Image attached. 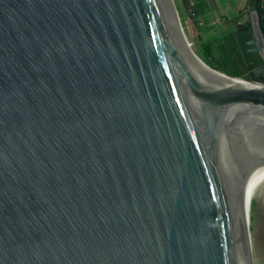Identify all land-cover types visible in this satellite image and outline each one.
I'll return each instance as SVG.
<instances>
[{
	"label": "water",
	"instance_id": "obj_1",
	"mask_svg": "<svg viewBox=\"0 0 264 264\" xmlns=\"http://www.w3.org/2000/svg\"><path fill=\"white\" fill-rule=\"evenodd\" d=\"M259 37L236 35L253 84ZM241 80L173 0H0V264H264V88Z\"/></svg>",
	"mask_w": 264,
	"mask_h": 264
},
{
	"label": "trees",
	"instance_id": "obj_2",
	"mask_svg": "<svg viewBox=\"0 0 264 264\" xmlns=\"http://www.w3.org/2000/svg\"><path fill=\"white\" fill-rule=\"evenodd\" d=\"M248 2L250 5L253 4L254 9L257 11L260 29L264 35V8L260 6V0H248ZM175 6L178 15L179 8H181L193 19V22L198 27L203 26V23H200V19L206 14L208 7L207 0H181V4H175ZM205 23L207 28V30H204L205 34H199V38L201 40L205 38V40H202L200 47H196L193 51L204 63L227 76L249 79L248 75L247 77L244 76L245 68L236 42V34L238 31L243 32V30L248 29L250 26L249 21L240 30L236 29V26L233 25L224 33L214 32V29L210 33L208 21H205Z\"/></svg>",
	"mask_w": 264,
	"mask_h": 264
},
{
	"label": "rangeland",
	"instance_id": "obj_3",
	"mask_svg": "<svg viewBox=\"0 0 264 264\" xmlns=\"http://www.w3.org/2000/svg\"><path fill=\"white\" fill-rule=\"evenodd\" d=\"M208 1V7L206 14L204 17L200 19V23H203V26L198 27L194 22L193 19L185 13V11L181 8H179V21L182 27V30L185 34V37L187 41L190 43V47L194 50L196 47L199 48L202 40H205V38H202V40L199 38V34L204 35V30H207L205 21H208V29L209 32H221L224 33L228 28L230 27V22H222V18L227 17L228 19L232 18V12H234V9H242L244 12L248 10V7L246 4H237L232 3V5H229L227 1L229 0H221V3L215 5L214 1L217 0H207ZM174 5L175 4H181V0H173ZM248 5V4H247ZM176 8V6H175ZM231 9V12L226 13L227 9ZM177 10V9H176ZM178 14V12H177ZM247 16V14H245ZM249 16V15H248ZM181 18V20H180ZM248 18V17H247ZM215 27V28H214ZM214 29V30H213ZM213 30V31H212ZM243 59V58H242ZM244 81H248L250 83H253L252 81H249L246 78H242Z\"/></svg>",
	"mask_w": 264,
	"mask_h": 264
},
{
	"label": "flooded vegetation",
	"instance_id": "obj_4",
	"mask_svg": "<svg viewBox=\"0 0 264 264\" xmlns=\"http://www.w3.org/2000/svg\"><path fill=\"white\" fill-rule=\"evenodd\" d=\"M248 10L246 12H244L242 9L238 8V9H234V12H232L231 14L233 15L232 18L228 19L227 17H224L222 19V22H230V27L228 28V30L235 25L236 29H239L244 26L246 24L247 21H249L250 26L248 29H253L255 32V36L257 38V44H260V37H259V28H260V23H259V16L257 14V11L254 9L253 4L252 5H247ZM231 12V9H230ZM245 14H247V16H245ZM249 15V16H248ZM248 17V18H247ZM248 29H245L243 31H246ZM226 30V31H228ZM242 31H238L237 34L241 33ZM236 34V35H237ZM240 52V50H239ZM241 54V53H240ZM242 57V56H241ZM243 60V59H242ZM244 68H245V73L244 76L247 77L248 75V71L246 70L245 64L243 62Z\"/></svg>",
	"mask_w": 264,
	"mask_h": 264
},
{
	"label": "crops",
	"instance_id": "obj_5",
	"mask_svg": "<svg viewBox=\"0 0 264 264\" xmlns=\"http://www.w3.org/2000/svg\"><path fill=\"white\" fill-rule=\"evenodd\" d=\"M215 2V5L218 6L219 3H221V0H217V1H214ZM229 5H232V3H237V4H246L247 3V0H229L227 1ZM230 12V9L228 8L226 10V13H229ZM223 19V18H222Z\"/></svg>",
	"mask_w": 264,
	"mask_h": 264
},
{
	"label": "bare ground",
	"instance_id": "obj_6",
	"mask_svg": "<svg viewBox=\"0 0 264 264\" xmlns=\"http://www.w3.org/2000/svg\"><path fill=\"white\" fill-rule=\"evenodd\" d=\"M240 82L246 86L264 88V80L262 82H256L254 84L244 80H241Z\"/></svg>",
	"mask_w": 264,
	"mask_h": 264
}]
</instances>
